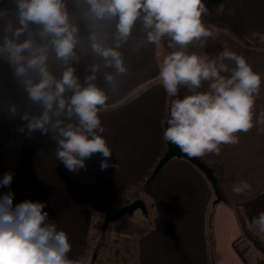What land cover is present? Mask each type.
<instances>
[{
    "label": "crops",
    "instance_id": "0c3cea01",
    "mask_svg": "<svg viewBox=\"0 0 264 264\" xmlns=\"http://www.w3.org/2000/svg\"><path fill=\"white\" fill-rule=\"evenodd\" d=\"M64 3L70 22L78 28L76 59L65 65L56 58L50 41L35 35L39 26L30 24L29 31L34 40L48 46V71L57 80L67 67H73L80 84L86 86L92 66H100L92 83L108 96L100 119L106 129L104 138L112 151L107 159L109 166L101 170L104 158L94 154L76 172L65 168L56 158L55 133L29 130V120L42 114V106L29 98L23 78L16 76L8 56L0 53V81L7 89L10 112L8 115L0 98V142L14 141L19 167V171H14L10 164L0 166V180L6 173L12 175L9 186H0V197L12 193L13 207L26 200L44 203L43 211L48 213L49 222L66 232L72 245L68 258L77 264H89L93 250L88 241L90 230L135 200L146 205L144 198L140 199L145 193L152 207V225L136 235L132 255L137 264H210L206 238L208 212L211 214L209 241L215 263L248 264L233 248V243L240 240L241 231L232 209L221 202L211 205L215 196L209 182L188 161L171 159L148 184L145 193L139 190L166 151L163 130L173 99L166 95L157 78L162 58H158L156 46L146 43L142 23L137 22L128 41L117 49L127 69L126 73L118 74L114 68L104 67L103 58L93 52L90 39L95 34L105 47H114L115 21H96L83 0H64ZM203 3L208 9L203 21L216 34L203 47L199 43L188 45L189 53H206L215 58L227 48L243 56L264 81V0H203ZM5 20H11L14 28L20 27L17 18L11 16ZM6 21L0 22V26ZM172 50L166 49L167 53ZM225 63L234 67L230 61ZM105 74L113 76L111 83ZM27 78L34 83L39 79L32 71ZM201 90H207V83ZM71 94L66 91L64 95L67 98ZM188 94L182 89L177 98ZM25 116L28 119L22 118ZM253 125L247 133L237 134V144L222 145L219 155L199 158L219 169L217 186L227 200L255 199L249 209L248 225L264 212V83L253 108ZM238 179L247 180L251 190L242 195L233 193L232 186ZM132 191H136L135 196L130 195ZM252 226L255 233L259 232L257 226L253 223ZM119 253L113 252V258Z\"/></svg>",
    "mask_w": 264,
    "mask_h": 264
},
{
    "label": "clouds",
    "instance_id": "9594fccd",
    "mask_svg": "<svg viewBox=\"0 0 264 264\" xmlns=\"http://www.w3.org/2000/svg\"><path fill=\"white\" fill-rule=\"evenodd\" d=\"M83 2L96 21H115L114 47H105L95 34L90 37L92 50L103 58L104 67H112L118 74L127 72L117 49L128 41L138 21L142 23L147 44L162 48L166 40L167 47L173 49L158 64L160 85L173 98L163 130L164 141L190 158L219 155L222 145L237 144V134L247 133L254 126L253 108L264 83L260 74L253 71L243 56L227 48L215 58L188 51V45L199 43L203 47L216 34L203 21L208 14L203 0ZM17 8L20 27L13 28L11 24L5 27L14 38L5 36L0 51L7 52L16 76L23 78L29 98L42 106V114L29 120V130L55 133L56 158L68 171L84 168L85 160L94 154L102 155L101 170L106 169L112 151L103 135L106 129L100 113L108 96L92 83L100 66H92L86 86L80 84L73 67H67L57 80L48 71V46L37 45L29 31L30 24L39 26V37L50 41L56 58L65 65L76 59L78 28L70 22L64 0H17ZM26 32L29 38L17 43L16 38ZM25 52L29 55L25 56ZM225 61L232 62L234 67ZM30 71L38 74V82L27 78ZM105 79L111 83L114 78L105 74ZM205 83L207 90L202 91ZM181 89L190 94L177 98ZM66 91L72 93L70 97H65ZM11 182L12 175L6 173L0 186H9ZM250 190L251 185L245 179H238L232 186L236 195ZM12 201L10 192L0 197V264H77L68 258L72 245L66 232L49 222L48 213L43 211L44 203L26 200L13 207ZM252 223L264 233V212L254 217Z\"/></svg>",
    "mask_w": 264,
    "mask_h": 264
},
{
    "label": "rangeland",
    "instance_id": "374dc122",
    "mask_svg": "<svg viewBox=\"0 0 264 264\" xmlns=\"http://www.w3.org/2000/svg\"><path fill=\"white\" fill-rule=\"evenodd\" d=\"M1 14H3V15H0V22L6 21L5 19H7V17H11V16L14 19L17 18L9 12H5V13H1ZM8 24H11L14 28V25L12 24L11 20L4 22L0 26V49H3L5 36H7L9 39L14 38L12 32H6L4 30ZM36 34L38 35V32H36ZM28 38H29V34L26 32V33L22 34L19 38H16V42L21 43L20 39L24 42V40H26ZM34 41L37 45H41V41H38V40H34ZM0 53L8 56L6 51H0ZM164 54H167V53H165V49L162 48V50H160V48H158V58L159 59L162 58V56ZM24 55L28 56L29 54L27 52H25ZM0 98L5 103L6 109L8 111L7 113H8V115H10L9 106H8V102H7V98H8L7 89L4 87V85L1 83V81H0ZM3 148H5V150H3V149L0 150V166H3V165L10 166L11 165L10 167H12L14 169V171H19V167L17 166V162L15 161V157L13 156L14 145L10 146L8 148L7 147H3ZM145 183H147V181ZM135 194H136V191H134V192L132 191L130 193V195H133V196H135ZM144 195H145V197H143V198L146 202L145 206H146L148 215H144L141 210L137 209L131 214H124L119 219L110 222L104 231L103 230L99 231V228H102L103 223H104L102 220L99 221L100 223H98L97 226L93 227L90 230L88 241H89L90 246L92 248L95 247V244H96L98 239H103L105 242V246L101 249H98L99 250L98 251V254H99L98 259H101V258H102V260H105L106 258L107 259H109V258L113 259V252L114 253L120 252V245L121 244L123 245V243H125L127 241V238L128 239L137 238L136 235L140 231H142L144 228L147 230L151 227V225H152V218L151 217L153 216L152 215V207L149 206V202H148L149 199H148L147 194L145 193ZM249 227L251 229L253 228L252 223L249 224ZM254 230H255V227H254ZM95 231H98V232L96 234H94ZM102 233L105 234V237H102ZM256 233L262 240H264V235L259 234V232H257V231H256ZM127 236H129V237H127ZM117 242H119V243H117ZM243 246H244V244L241 243V247H243ZM90 253L91 254L89 256V259H91L90 257L92 256L93 252L90 251ZM245 258H246V261L248 262V264H260L259 262H257V260L261 258V255L258 253V251L256 249L251 248L250 251L248 252V254L245 256Z\"/></svg>",
    "mask_w": 264,
    "mask_h": 264
},
{
    "label": "trees",
    "instance_id": "16d2710c",
    "mask_svg": "<svg viewBox=\"0 0 264 264\" xmlns=\"http://www.w3.org/2000/svg\"><path fill=\"white\" fill-rule=\"evenodd\" d=\"M247 43V42H245ZM249 43L245 44L247 46ZM163 49H165V53H167L166 49H167V42L166 40L163 42ZM255 48H260V46H256L254 45ZM182 90V89H181ZM181 92V91H180ZM10 139L4 140L2 142H0V150L3 149L5 150V148L3 147H10L14 145V141H9ZM13 155L15 157L14 154V149H13ZM203 162V161H202ZM204 163V162H203ZM205 164V163H204ZM207 165V164H205ZM208 167H210L213 170V174L217 179V182H219V169L216 167H211L209 165H207ZM149 178V177H148ZM147 181V179L143 182V184L141 185V187H139L140 192H145L148 189V184L145 183ZM221 203L227 205L228 207H230L235 215L236 221L238 223V226L240 228L241 231V237L240 240L236 243H233V248L234 250L238 253V255L240 256V258L244 261V257L248 251L249 248H254L258 251V253L261 255V258L259 259V263L260 264H264V240H262L254 231L253 229H251L248 225V219L250 218V213H249V209L250 206L255 202V199L249 200V201H245V202H234V201H229L227 200L221 193ZM215 198V197H214ZM140 199H143V197H140ZM214 201H212L211 205H213ZM148 215V214H147ZM207 228H208V234L206 236V238L208 239V252H209V261L210 264H216L215 260L213 258L212 255V244L209 241L211 238V214L208 212L207 214ZM99 231H102V228H99ZM98 231H95L94 234H96ZM102 237H105V234L102 233ZM135 240L136 238H132V239H128L125 243H123V245H120V248L122 250H120V253L116 255V257H114L113 259H107L106 260H102L98 259L99 254H98V249H101L105 246V242L103 239H98L95 247L93 248L92 252L96 253L97 257H96V261L94 264H137L136 260L134 259V255H132L133 251H134V245H135ZM241 243L244 244L243 247H241ZM91 258V257H90ZM128 259V260H127ZM108 260H111L109 263ZM90 262V261H88Z\"/></svg>",
    "mask_w": 264,
    "mask_h": 264
},
{
    "label": "water",
    "instance_id": "95a60500",
    "mask_svg": "<svg viewBox=\"0 0 264 264\" xmlns=\"http://www.w3.org/2000/svg\"><path fill=\"white\" fill-rule=\"evenodd\" d=\"M5 12H9L15 17H18L17 0H0V14L5 13ZM165 127H167L166 124H164V128ZM165 144H166V151L164 152V154L162 155V157L159 159L154 169L152 170V173L147 180V184H149L156 178L158 173L171 159L173 158L184 159L188 161L191 165H193L196 169H198L204 175L205 179L209 182L212 188L213 194L215 196L214 202L215 203L221 202L222 198H221L218 186H217V179L213 174V170L207 165H205L199 158L187 157V155L183 154L179 150V148H177L175 145H172L166 141H165ZM137 209L141 210L144 215L147 214V210H146L144 202L139 199L135 200L131 204L126 205L123 208H121L115 214L109 217H106L104 220L103 226H102V230L104 231L110 222L119 219L124 214H131ZM96 257H97L96 253H93L89 264H94L96 261Z\"/></svg>",
    "mask_w": 264,
    "mask_h": 264
}]
</instances>
